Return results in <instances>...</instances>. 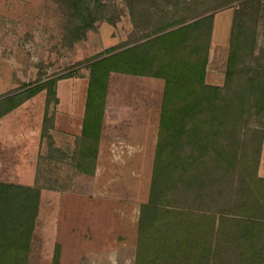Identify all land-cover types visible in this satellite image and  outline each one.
Returning a JSON list of instances; mask_svg holds the SVG:
<instances>
[{
	"label": "trees",
	"instance_id": "16d2710c",
	"mask_svg": "<svg viewBox=\"0 0 264 264\" xmlns=\"http://www.w3.org/2000/svg\"><path fill=\"white\" fill-rule=\"evenodd\" d=\"M65 10L64 42L84 39L106 14L105 0H57ZM135 19L149 3L153 30L88 61L80 136L69 154L54 146L57 83L38 78L0 97V119L45 92L40 156L34 186L0 181V264H30L41 190V161L67 160L93 175L112 73L164 81L147 202L140 207L135 264H264V177L258 168L264 138V45L261 0H122ZM234 10L222 86L206 81L216 10ZM176 8L170 15V8ZM159 11V13H155ZM172 13V12H171ZM174 17V18H173ZM62 159V160H61ZM51 175V174H50ZM49 181V180H48ZM54 182H57L53 178ZM51 264H61L59 245Z\"/></svg>",
	"mask_w": 264,
	"mask_h": 264
},
{
	"label": "rangeland",
	"instance_id": "374dc122",
	"mask_svg": "<svg viewBox=\"0 0 264 264\" xmlns=\"http://www.w3.org/2000/svg\"><path fill=\"white\" fill-rule=\"evenodd\" d=\"M261 1L264 4V0ZM239 2L233 1L214 13L208 60L211 62L210 81L217 86L224 83L223 67L227 63L234 10ZM105 4L106 14L115 15L117 22L112 24L103 19L95 30L88 32L86 39L68 45L63 39L65 10L57 0H0V97L19 91L24 84L40 77L71 74L72 77L57 83L59 104L55 108L54 129L50 130L54 146L65 154L75 145V138L67 136L66 127L69 124L71 129L70 121L76 126L73 116H80L82 112L80 97L87 93L88 60L108 48L135 43L154 28L149 20L154 15L153 9H148L149 3L138 7L135 19L122 0H105ZM169 12L170 15L182 14L173 7ZM154 18L158 20L156 15ZM258 44L264 45L263 19ZM115 76L110 79L112 87L118 83ZM123 84L128 101L132 104L140 101L141 107L159 111L162 81L135 76ZM138 87L142 88L140 93L136 92ZM44 101L43 91L35 96L34 105L30 106L38 122L41 121V128ZM119 132L132 133L133 139L143 140L145 134L147 143L129 146L125 160L118 155L107 160V149L117 154L121 145H104L102 160H97L93 175L77 173L67 160L59 162L60 156L56 157L57 165L48 159L43 160V164L41 161V184L66 190H55L58 192L55 194L47 187L41 190V206L33 234L37 253L40 247L44 250L53 247L54 254L59 245V253H63L61 264H135L140 207L149 196L158 129L156 126L145 130L116 129V133ZM117 139L114 137L111 141L117 142ZM47 155L48 139L41 140L40 134L37 166L39 157ZM92 234L95 236L90 237ZM56 238L60 239V244H54ZM109 248L115 249L110 258L83 255ZM78 251L81 256L76 255ZM33 259L39 261L33 260L37 264L49 262L43 254Z\"/></svg>",
	"mask_w": 264,
	"mask_h": 264
},
{
	"label": "crops",
	"instance_id": "0c3cea01",
	"mask_svg": "<svg viewBox=\"0 0 264 264\" xmlns=\"http://www.w3.org/2000/svg\"><path fill=\"white\" fill-rule=\"evenodd\" d=\"M210 59L208 61L207 71H206V81L209 84L214 85L210 81ZM226 68V64L223 69ZM222 69V70H223ZM116 75L117 82L113 87L111 81L109 80L108 86V94H107V102L104 113V122L103 128L100 138L99 152H98V162L102 160L103 156V147L106 144L116 145L119 143L120 153H112L107 149V160H111L114 156L118 155V158L122 160L128 159V149L129 146L133 144H143L147 143L145 140V134L143 135V139H133L135 137L132 133H116V129L123 130H132L135 128L139 129H150L155 128L158 129L159 126V116H160V107L159 111L150 110L148 107H141V102L131 103L126 99L123 91L125 90V85L123 82L130 80L131 77H135V75L121 74V73H112L110 75L113 77ZM147 78V76H137ZM150 79H158L163 82V90H164V81L159 78L149 77ZM218 85V84H215ZM142 88H136V92L140 93ZM82 99V112L80 116H73L77 120L76 126L71 124L69 130V124L67 125V136L70 137H78L81 134L82 129V120L85 111V101L86 95H82L80 100ZM35 97L25 101L22 105L12 110L4 117L0 119V181L1 182H10L22 184L25 186H34L36 181V172H37V155L38 148L40 143V134H41V121L37 118L36 112L30 107L34 105ZM79 114V113H78ZM109 129H111L109 131ZM147 136V135H146ZM118 137L117 142L111 141L113 138ZM156 143V142H155ZM130 156V155H129ZM113 158V159H114ZM101 168L99 163H97V170L99 171ZM96 170V173L99 174ZM258 174L261 177H264V138L262 144V151L260 156ZM52 193H58L53 190ZM43 191L41 192L42 197ZM41 197H40V206H41ZM40 208V207H39ZM83 218V215L81 216ZM95 218V216H94ZM38 219V218H37ZM95 234H92L90 237H94ZM35 236H33L31 252H30V264L34 263L33 259L35 255L41 256L42 254L48 257L49 262L44 264H51L53 258V247L52 249L44 250V248H39L38 253L35 247ZM60 239L56 238L54 240V244H60ZM115 252V249H106L105 251H94L92 250L89 253H83V255L87 256H97L102 255L104 257H109ZM63 256V253L60 254ZM77 256H81L82 253L79 251L76 253ZM60 256V262H62V257ZM39 262V261H36ZM41 264V263H39Z\"/></svg>",
	"mask_w": 264,
	"mask_h": 264
}]
</instances>
